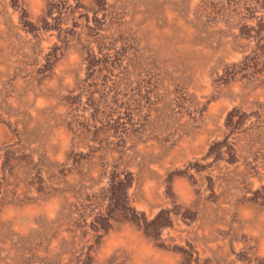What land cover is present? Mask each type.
Segmentation results:
<instances>
[{"label": "rangeland", "instance_id": "1", "mask_svg": "<svg viewBox=\"0 0 264 264\" xmlns=\"http://www.w3.org/2000/svg\"><path fill=\"white\" fill-rule=\"evenodd\" d=\"M178 223L264 264V0H0V264Z\"/></svg>", "mask_w": 264, "mask_h": 264}, {"label": "crops", "instance_id": "2", "mask_svg": "<svg viewBox=\"0 0 264 264\" xmlns=\"http://www.w3.org/2000/svg\"><path fill=\"white\" fill-rule=\"evenodd\" d=\"M114 226L115 228L111 225V228L106 231V234L112 237L108 249L104 251L102 246H99L93 256L94 263L142 264L144 258H148L149 262L152 261V258H158L157 263L159 264H176V258H188L186 246L196 247L197 256L202 258L213 256L239 258L240 255L237 234L232 243V236L222 233V229H216L217 231L205 235V233H197V224H173V227H166L163 231L169 242L162 241L164 246H156L151 241L149 242L150 239L145 235L144 230L135 224H115ZM233 230L234 226L231 225L228 232L231 231L232 234ZM235 232L238 230L236 229ZM247 235L249 236V234ZM172 243L179 245L178 250Z\"/></svg>", "mask_w": 264, "mask_h": 264}]
</instances>
